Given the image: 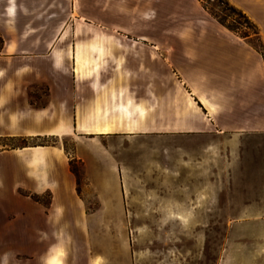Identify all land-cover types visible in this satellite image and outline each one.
<instances>
[{
    "label": "rangeland",
    "instance_id": "374dc122",
    "mask_svg": "<svg viewBox=\"0 0 264 264\" xmlns=\"http://www.w3.org/2000/svg\"><path fill=\"white\" fill-rule=\"evenodd\" d=\"M200 1L212 17L211 13L235 24L237 36L248 34L247 41L257 44L252 29L223 3ZM19 3L25 16L29 12L31 17L39 16L37 34L48 41L31 49L64 45L67 63H101L104 77H130L138 82L150 75L151 85L131 86L137 92H142L143 86L152 87L153 116L158 82L167 86L168 121L163 130L144 135L105 137L94 159L87 158V165L75 157L76 142L70 138L58 143L53 138L0 140L1 219H17L18 209L28 211V218L43 219L47 209L57 205L51 211L57 245L49 257L60 252L62 264H264V219L246 222L240 219L243 213L231 211V197L225 195L229 174L218 162L221 157L216 149L195 147V136L177 131L178 109L185 103L175 73L165 63H195L191 36L183 34L191 24L153 19L149 40L108 30L97 34L93 26L82 33L83 21L67 20L69 0ZM59 32L61 38L56 43ZM96 40L102 41L103 53L101 47L97 48L100 54L92 48ZM74 41V47L77 43L81 46L74 49L73 60L69 52ZM2 42L0 36V48ZM143 63L151 65L145 68ZM36 91L39 98L45 92L41 85ZM85 143L96 150L90 141ZM24 146H47L45 155L54 158V152H59L60 162L24 163L25 177L19 179L22 170L21 166L17 169L14 157L31 155L21 151ZM59 171L72 178L67 186L71 197L66 196L63 204L53 195L60 187L57 181L31 180L36 174L44 177ZM27 183L37 186L34 192L25 187ZM34 233L44 235L42 230ZM2 247V253L10 258L6 263L28 264L38 245H29L28 250H17L19 244ZM50 264H54L52 257Z\"/></svg>",
    "mask_w": 264,
    "mask_h": 264
},
{
    "label": "crops",
    "instance_id": "0c3cea01",
    "mask_svg": "<svg viewBox=\"0 0 264 264\" xmlns=\"http://www.w3.org/2000/svg\"><path fill=\"white\" fill-rule=\"evenodd\" d=\"M227 1L256 25L264 46V0ZM22 10L19 0H0L1 141L53 138L58 143L62 138H70L76 142L75 157L87 165V158L94 159L105 137L163 130L168 121L167 86L158 82V103L153 116L152 87L143 86L140 93L131 86L151 85L150 75L138 82L130 77H104L100 74L101 63H67L68 50L64 45L31 49L48 41L37 34L39 16L31 17L30 12L25 16ZM153 19L184 20L191 24L183 29V34L191 36L195 63H165L174 71L185 103L178 109L177 131L195 136V147L216 149L221 157L218 162L227 167L229 174L230 185L225 195L231 197V211L243 213L240 219L246 222L264 219V60L247 38L219 24L200 0H69L67 20L83 21L79 29L82 33L85 27L93 26L97 34L108 30L149 40ZM70 33L73 34L72 28ZM58 35L61 32L56 43L61 38ZM75 43L69 52L73 60L74 49L77 44L81 46L77 43L74 47ZM91 45L96 52L101 47L103 53L101 40ZM143 64L145 68L151 65ZM40 85L45 92L38 104L41 98L35 92ZM86 141L96 150L89 149ZM47 148H21L31 155L14 157L17 169L21 166L22 170L19 179L25 177L24 163L60 162L59 152H54V158L45 155ZM93 164L98 165L94 160ZM36 176L31 180L58 182L60 187L54 189L53 195L61 204L66 196L71 197L67 187L72 182L70 174L59 171ZM25 187L34 192L37 186L27 183ZM54 208L57 205L48 208L43 219L38 220L28 218V211L19 209L17 219L3 220L0 216V251L7 244L21 245L17 250L38 245L28 264H50L54 255L49 256L57 245L52 229ZM35 229L42 230L44 235L35 234ZM6 255L0 252V264L10 262Z\"/></svg>",
    "mask_w": 264,
    "mask_h": 264
},
{
    "label": "trees",
    "instance_id": "16d2710c",
    "mask_svg": "<svg viewBox=\"0 0 264 264\" xmlns=\"http://www.w3.org/2000/svg\"><path fill=\"white\" fill-rule=\"evenodd\" d=\"M221 3H223L226 8L230 11V13H233L234 15H237L239 18H241L245 24V27L248 29H252L253 34L255 35L257 39V44H251V46L262 56L264 60V46L263 43L259 37L258 29L256 25L238 8L230 4L227 0H219ZM213 17L217 20L219 24L224 26L226 29L230 30L231 32H234L238 34V27L235 24L227 23L225 18L218 17L217 15H214L211 13ZM249 35L245 34L241 37L247 38Z\"/></svg>",
    "mask_w": 264,
    "mask_h": 264
},
{
    "label": "bare ground",
    "instance_id": "6f19581e",
    "mask_svg": "<svg viewBox=\"0 0 264 264\" xmlns=\"http://www.w3.org/2000/svg\"><path fill=\"white\" fill-rule=\"evenodd\" d=\"M61 253L59 252L58 254L54 255L52 258V262L54 264H62L61 259H60Z\"/></svg>",
    "mask_w": 264,
    "mask_h": 264
}]
</instances>
